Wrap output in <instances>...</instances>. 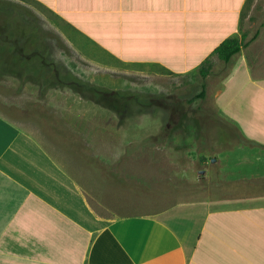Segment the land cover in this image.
Segmentation results:
<instances>
[{
	"label": "crops",
	"instance_id": "1",
	"mask_svg": "<svg viewBox=\"0 0 264 264\" xmlns=\"http://www.w3.org/2000/svg\"><path fill=\"white\" fill-rule=\"evenodd\" d=\"M31 1L67 27L69 40L107 57L11 54L0 43L8 53L0 80H18L20 91L13 113L0 114V264H264V153L222 170L224 195L129 211L154 197L132 149L149 137L133 129L149 103L127 81L134 72L117 68L186 75L206 59L224 63L213 51L244 39L246 0ZM227 64L212 104L240 142L264 148V73L254 75L245 54Z\"/></svg>",
	"mask_w": 264,
	"mask_h": 264
},
{
	"label": "rangeland",
	"instance_id": "2",
	"mask_svg": "<svg viewBox=\"0 0 264 264\" xmlns=\"http://www.w3.org/2000/svg\"><path fill=\"white\" fill-rule=\"evenodd\" d=\"M7 3H12L14 8L10 6L11 12L3 25L9 30L10 37L16 35L22 47L27 45V38L22 33L26 32L31 22L32 35L52 45L47 48V54L107 57L96 46H79L74 40H69L67 27L31 0H0L1 24L6 18L3 12L8 10L3 9V4L5 6ZM18 18L29 22L21 23ZM35 20L37 24L33 22ZM240 31L245 36V44L235 56L245 54L254 75H262L264 0L245 1ZM36 38L30 37L29 40L33 46H41L40 40ZM5 54H8L7 51ZM215 58L210 60L211 73L204 78L198 72L176 75L153 65L117 66L118 69L134 72L133 78L127 81H131L133 87L137 86L139 99L149 103V107L138 109V115H135L139 118L138 126L133 128L138 129L141 137L147 134L149 137L132 149L138 153L140 172H149L148 176H139L140 183L147 179V186H153L149 192L154 197L148 201L140 200L129 211L160 212L179 203L224 195V182L220 179L222 170L247 165L244 158L248 153H264V148L240 142L242 136L237 128L228 124L214 108L212 93L218 81L229 71V64L216 62ZM69 65L73 66L71 63ZM11 66L17 69L21 64L16 61ZM34 77L38 78L39 74L34 73ZM18 88V80H0V114L13 113L9 107L16 106L13 100L20 93ZM150 103L154 104L151 108ZM231 151L234 152L233 157L232 153H226ZM235 160L238 165L234 163Z\"/></svg>",
	"mask_w": 264,
	"mask_h": 264
},
{
	"label": "trees",
	"instance_id": "3",
	"mask_svg": "<svg viewBox=\"0 0 264 264\" xmlns=\"http://www.w3.org/2000/svg\"><path fill=\"white\" fill-rule=\"evenodd\" d=\"M14 6V5H13ZM11 6V7H13ZM14 8V7H13ZM4 15H6L5 17L6 18H3V22L2 24L0 23V43L2 42H5V43H9L10 44V50H11V53L13 54H19L20 51H21V54H24V50L26 51L27 54H37V55H40L42 54L43 55V58L45 57V55L47 54V48L46 47H39L38 45L37 46H33V43L30 42V37H35V35H32V29H31V25L32 23L27 21L26 22H29V28L28 29H25V33H22L25 35V37L27 38L26 39V44H27V47H22V45H20V40H17L16 39V35L12 37H10V32L9 30L6 29L5 25H3L4 21L5 20H8V15L7 13L3 12ZM15 20H17L16 18H13ZM18 20H20V22L22 23V19L21 18H18ZM35 22V21H33ZM36 39H41V38H36ZM245 43L243 42V39H239L237 37H230V38H227L225 39L224 41H222L213 51V53L224 63H228L236 54L239 53V51L241 50L242 46L244 45ZM45 49V50H44ZM41 50H42V53H41ZM44 50V51H43ZM7 51V48L6 47H3L2 44H0V55L3 54L4 52L6 53ZM45 51H46V54H45ZM40 54H38V53ZM22 65V64H21ZM41 65V64H35V63H28V66L27 67H33V68H38V66ZM44 67L46 66H49L50 64L49 63H43L42 64ZM197 72L199 74L200 77H206L207 75H209L211 73V64H210V59H206L200 66L199 68L197 69ZM44 81H48L47 78H44L43 79ZM203 87V85H202ZM139 102H143V103H146L145 100H140L139 99Z\"/></svg>",
	"mask_w": 264,
	"mask_h": 264
},
{
	"label": "water",
	"instance_id": "4",
	"mask_svg": "<svg viewBox=\"0 0 264 264\" xmlns=\"http://www.w3.org/2000/svg\"><path fill=\"white\" fill-rule=\"evenodd\" d=\"M214 160V159H213Z\"/></svg>",
	"mask_w": 264,
	"mask_h": 264
}]
</instances>
